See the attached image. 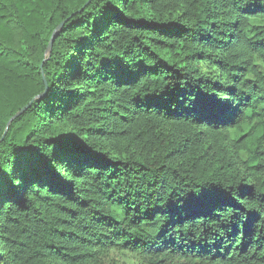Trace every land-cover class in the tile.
<instances>
[{"label":"trees","instance_id":"16d2710c","mask_svg":"<svg viewBox=\"0 0 264 264\" xmlns=\"http://www.w3.org/2000/svg\"><path fill=\"white\" fill-rule=\"evenodd\" d=\"M111 251L264 264V0H0V264Z\"/></svg>","mask_w":264,"mask_h":264},{"label":"rangeland","instance_id":"374dc122","mask_svg":"<svg viewBox=\"0 0 264 264\" xmlns=\"http://www.w3.org/2000/svg\"><path fill=\"white\" fill-rule=\"evenodd\" d=\"M99 264H139V261L127 253L111 251L101 258Z\"/></svg>","mask_w":264,"mask_h":264},{"label":"water","instance_id":"95a60500","mask_svg":"<svg viewBox=\"0 0 264 264\" xmlns=\"http://www.w3.org/2000/svg\"><path fill=\"white\" fill-rule=\"evenodd\" d=\"M53 37H54V34H53V35L51 36V38H50L49 45H48V49H50V47H51ZM24 109H25V107H23V108L21 109V111H23ZM17 114H18V113H17ZM17 114H16V115H17ZM12 119H13V117L8 121V123H9Z\"/></svg>","mask_w":264,"mask_h":264}]
</instances>
